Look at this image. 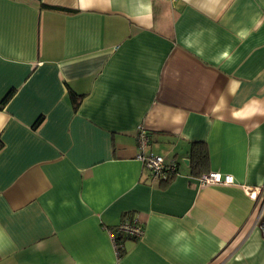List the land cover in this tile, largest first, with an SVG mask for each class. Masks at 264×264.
Wrapping results in <instances>:
<instances>
[{"label": "crops", "instance_id": "1", "mask_svg": "<svg viewBox=\"0 0 264 264\" xmlns=\"http://www.w3.org/2000/svg\"><path fill=\"white\" fill-rule=\"evenodd\" d=\"M9 92L0 264H264V0H0ZM194 142L231 183L199 182ZM130 219L143 233L118 255Z\"/></svg>", "mask_w": 264, "mask_h": 264}, {"label": "built area", "instance_id": "2", "mask_svg": "<svg viewBox=\"0 0 264 264\" xmlns=\"http://www.w3.org/2000/svg\"><path fill=\"white\" fill-rule=\"evenodd\" d=\"M137 146L140 152L139 158L142 161L143 167L145 168L150 180L166 181L178 171V165L174 159L166 160L160 155L145 153L146 148L149 146V138L145 131L141 130L137 134ZM232 181L233 177L231 175H221L220 173L214 171H207L206 173L201 174L199 177L200 183H231ZM258 188L261 190L263 186H259ZM260 206L261 207L258 215L259 229L262 236H264V196ZM118 229L136 237H140L143 233L141 226H139L137 222L130 223L125 221L118 226ZM110 233L114 240L113 233ZM115 247L117 249L116 244Z\"/></svg>", "mask_w": 264, "mask_h": 264}, {"label": "trees", "instance_id": "3", "mask_svg": "<svg viewBox=\"0 0 264 264\" xmlns=\"http://www.w3.org/2000/svg\"><path fill=\"white\" fill-rule=\"evenodd\" d=\"M66 10L72 11L70 9H66ZM9 95H11V92H9L0 101V106L5 103ZM69 96L74 107H76L79 104L81 98L83 97V95L73 92L70 88H69ZM189 169L191 173H195L197 175H200L208 171L209 169L208 152H207L206 144L204 142H194L191 144L190 153H189ZM126 222L133 223L134 221L130 219V220H126ZM137 224L141 226V229L143 230V226L139 223ZM118 226L111 229V232L113 233L115 244L117 245L116 250L118 252V255H122L124 253L123 241L128 238L137 239L138 237L119 230Z\"/></svg>", "mask_w": 264, "mask_h": 264}, {"label": "water", "instance_id": "4", "mask_svg": "<svg viewBox=\"0 0 264 264\" xmlns=\"http://www.w3.org/2000/svg\"><path fill=\"white\" fill-rule=\"evenodd\" d=\"M185 163L188 164V160H185Z\"/></svg>", "mask_w": 264, "mask_h": 264}]
</instances>
